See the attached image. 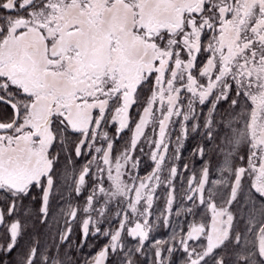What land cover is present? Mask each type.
I'll return each instance as SVG.
<instances>
[{"label":"snow or ice","instance_id":"1","mask_svg":"<svg viewBox=\"0 0 264 264\" xmlns=\"http://www.w3.org/2000/svg\"><path fill=\"white\" fill-rule=\"evenodd\" d=\"M0 106V264H71L38 238L5 259L33 190L49 223L61 153L69 199L53 246L81 214L80 245L107 240L84 264H138L173 216L181 226L152 242V264L176 252L182 264H264V0H0ZM190 130L203 136L199 170L182 163Z\"/></svg>","mask_w":264,"mask_h":264},{"label":"trees","instance_id":"2","mask_svg":"<svg viewBox=\"0 0 264 264\" xmlns=\"http://www.w3.org/2000/svg\"><path fill=\"white\" fill-rule=\"evenodd\" d=\"M204 57H201V60H203ZM147 91V86H145V92ZM228 108V104L222 103L220 105V111L223 112L225 109ZM3 109V106H0V110ZM199 110V109H198ZM205 113H207L208 109L205 107L203 109ZM219 118V117H217ZM114 132V129L111 130ZM129 133L125 132L124 136L121 140H118L116 142V146L119 149V147L128 139ZM203 142V136L202 132H191L189 131L188 138L184 142L183 147V157L184 160L182 163L187 162L189 164L195 163V167L197 170H199L202 166V162L200 161V158L197 156L195 157V160H193L192 151L193 149L197 148L198 145H200ZM58 149H53V152L55 153ZM65 153H61L60 161L56 164V172H57V183L58 188L60 190L61 195L64 197L65 202L69 199V192L68 189L64 187V172L66 168V161H65ZM211 158V152L207 156H205V160H208ZM75 166L78 169L81 164L84 163V159L81 158L79 160H76L75 157H73ZM182 166V164H181ZM148 171H150V165L145 158L144 163L141 165V175H145ZM216 173V161L213 159V176ZM177 185H179V181H177ZM91 185H88V189L90 190ZM39 190H33L30 196L26 197L23 201V209L21 210V217L31 214L28 216V219L26 220V223L28 225V231L25 234L24 238L20 241L19 246L17 247L16 251H14L11 255V257H5V259H11L15 261L18 258V254L24 249L28 243L31 242L33 238H38L41 244V249L44 248H50L52 253L59 254L61 258H64L68 261H71V264H84V261L86 258L90 257L91 255H94L96 250H99L100 247L103 246L107 242L105 238L102 236L92 237L90 236L88 238V241L83 246L80 245L79 239H80V222L84 218L81 214L80 218L73 224V231L71 239L68 243L60 246L59 248L53 246V237L55 236V229L57 227V214L60 209V207L63 206L61 202V195H56L52 201H51V209L52 214L49 217V223L45 225H41L38 221L36 213L38 212L39 208ZM88 195V190H85L82 195L79 198L73 197L72 202L73 204L79 203L81 207L83 206L84 199ZM160 195L163 197L165 195L164 189H160ZM33 197H36V199H33ZM5 206V198L3 195H0V207ZM164 207L163 200H159L156 203L155 213L158 215L161 209ZM201 212L204 211V209H200ZM181 219H176L175 216H173L172 221V227L171 228H165L163 226L155 229L151 233V237L149 241L146 242L145 245V251L148 253L147 258L144 255H140L137 257L138 264H152V242L155 239H168L173 229H177L181 226ZM191 219V217H189ZM60 223H63V218H60ZM108 225H105L107 227ZM186 228V225H184ZM3 233V229L0 228V234ZM58 241V237H56ZM127 243L129 246H135V242L128 240ZM218 254H224L227 255V250L225 249L222 253ZM165 257H168V253L165 251L164 253ZM172 264H182L183 256L180 252L174 253L171 257ZM108 264H119V258L116 256H110Z\"/></svg>","mask_w":264,"mask_h":264},{"label":"rangeland","instance_id":"3","mask_svg":"<svg viewBox=\"0 0 264 264\" xmlns=\"http://www.w3.org/2000/svg\"><path fill=\"white\" fill-rule=\"evenodd\" d=\"M175 135H176V133L173 134V139H175ZM185 141H186V140H185Z\"/></svg>","mask_w":264,"mask_h":264}]
</instances>
